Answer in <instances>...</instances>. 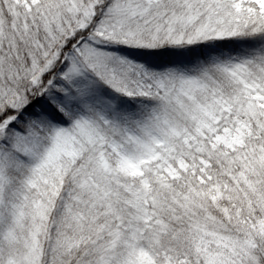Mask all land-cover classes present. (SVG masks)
<instances>
[{
  "label": "snow or ice",
  "instance_id": "snow-or-ice-1",
  "mask_svg": "<svg viewBox=\"0 0 264 264\" xmlns=\"http://www.w3.org/2000/svg\"><path fill=\"white\" fill-rule=\"evenodd\" d=\"M0 264H264V0H0Z\"/></svg>",
  "mask_w": 264,
  "mask_h": 264
}]
</instances>
